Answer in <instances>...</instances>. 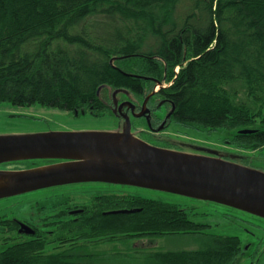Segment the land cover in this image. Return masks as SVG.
Returning <instances> with one entry per match:
<instances>
[{"label":"trees","instance_id":"16d2710c","mask_svg":"<svg viewBox=\"0 0 264 264\" xmlns=\"http://www.w3.org/2000/svg\"><path fill=\"white\" fill-rule=\"evenodd\" d=\"M157 83L166 87L149 99L164 100L170 124L225 131L221 141L243 154L241 164L264 171V0H0V102L114 117L113 95L140 103ZM106 199L105 209L139 212L95 214L82 237L116 243L195 229L179 205ZM219 242L200 254H156L149 264H228L237 238ZM9 256L2 264H41L24 248Z\"/></svg>","mask_w":264,"mask_h":264},{"label":"water","instance_id":"95a60500","mask_svg":"<svg viewBox=\"0 0 264 264\" xmlns=\"http://www.w3.org/2000/svg\"><path fill=\"white\" fill-rule=\"evenodd\" d=\"M161 88L157 83L139 116L147 112H143L147 99ZM122 117L124 123L117 131L0 137V164L63 161L25 171H0V179H7L0 187V197L69 183L98 182L209 202L264 220V171L242 165L238 155L203 148H195L203 154L186 153L150 145L135 138L129 118ZM136 212L139 209L109 214Z\"/></svg>","mask_w":264,"mask_h":264},{"label":"flooded vegetation","instance_id":"af4514ba","mask_svg":"<svg viewBox=\"0 0 264 264\" xmlns=\"http://www.w3.org/2000/svg\"><path fill=\"white\" fill-rule=\"evenodd\" d=\"M164 86L162 85L161 89ZM146 97L147 95L139 103L136 99L130 100L128 95L125 94L122 96L118 94L113 95V107L115 109L113 119L116 121L118 127H120L124 123L122 116L126 115L130 121L131 132H135L140 140L161 148H175L167 140V129L171 123L168 114L171 110L167 109L164 115L161 114V107L163 104L165 105L164 100L159 97L158 101L161 100V102H156L152 105L149 97L143 111L147 112L143 116H139ZM122 104L123 107L119 110V106ZM62 162L60 160L13 161L0 164V171H25ZM95 186L108 187L111 184L98 182L69 183L0 197V204L6 203L4 207L0 208V264L3 263L5 258L10 262L14 261L15 259L9 255L16 248H24L27 254H34L41 264L54 258L57 259L58 264H113V259L119 256H121V260L125 264H149V261L152 260L150 258L153 257L155 259L156 254H200L201 252L214 249V246L216 244L219 245L221 243L219 241L225 240L226 237L237 238L236 236L215 234L214 231L210 232L214 230L212 225L216 230L218 229V224L213 223L211 225L205 221H200L205 213L199 212L197 207L193 206H180V208L187 211L190 221L195 226V229L187 231L181 236L204 237L205 242L201 245L194 243L187 246L170 245L169 240L177 237L166 239L142 238L116 243H113L111 237H82L87 236V232L84 230L89 226V223L86 220L98 219L96 215L107 217L114 215L109 214L110 212L118 211L113 210L112 207L105 209V206L101 204L102 198L107 201L106 198L109 196L121 197L130 195L100 190L97 193L88 195L89 200L87 202H80L81 196L84 197V194H87L86 192ZM64 194L67 195L65 201L48 205V197L62 196ZM32 195H42L47 198L42 204L35 203L30 206L31 203H25V201L27 197ZM196 202L210 204L209 202ZM27 204L29 205L28 208L23 207ZM18 207H20L18 213L14 212V209L16 210ZM220 207L226 210V213H238L239 215L253 219L264 232L263 219L228 207ZM222 216L227 215L224 214ZM237 218L239 223H244V217L237 216ZM234 219L236 220V217ZM244 232L250 236L249 230L244 229ZM237 241V245L235 246L236 252L228 264H243L244 262H247V264H264V241L258 239L255 243L251 241L241 243L238 238ZM33 245L36 247V249H33L34 251L32 250ZM123 257H126V259Z\"/></svg>","mask_w":264,"mask_h":264},{"label":"rangeland","instance_id":"374dc122","mask_svg":"<svg viewBox=\"0 0 264 264\" xmlns=\"http://www.w3.org/2000/svg\"><path fill=\"white\" fill-rule=\"evenodd\" d=\"M187 2H181L177 8V16L182 17L185 15V7ZM162 84H160L161 86ZM165 87V86H164ZM241 96V95H240ZM167 112L166 105H162L161 114L164 115ZM121 127V125H120ZM118 125L113 117L109 115L97 116L85 111H76L73 113L60 111L57 109H51L42 107L38 104L28 107H16L9 103L0 102V137L12 136V135H38L48 133H65V132H85V131H117ZM135 138H138L135 132H132ZM225 131H217L215 133H199L185 129L183 126L173 123L167 129V140L172 144L177 151H183L186 153H198L203 154L202 151L195 148H203L212 151L219 152L224 155H238L243 156L240 152H235L230 148H227L222 143V138L225 136ZM139 139V138H138ZM166 142V141H163ZM158 145V144H155ZM226 148V149H225ZM245 154H248L247 152ZM257 153L253 152L248 156H257ZM225 159V157H224ZM227 159V158H226ZM241 163V162H240ZM87 188L90 191L81 196L80 202H87L89 200L88 195L99 192L100 190H108L112 193L118 194H136L146 198L157 199L170 204H176L181 207H197L199 212L205 213L204 217L200 221L218 224V229L212 225L215 234L223 236H236L241 243L251 241L255 243L258 239L264 241V232L260 226L253 220L239 215L238 213H226L222 207L216 204H204L197 203L195 200L186 199L176 195H170L160 192H154L149 190H142L138 188L116 186L111 185L108 187H91ZM86 189V190H87ZM46 196L32 195L26 198L25 203L42 204L46 199ZM49 204L63 202L67 198V195L48 197ZM6 203H1L0 208L4 207ZM28 204L23 206L28 208ZM20 207L14 212L18 213ZM226 214L227 216H222ZM237 216L244 217V223H239ZM236 217V220L234 219ZM230 218V219H229ZM244 229L249 230L250 236L245 234ZM197 238V239H196ZM204 237H187L180 236L175 239L169 240V244L173 246L188 245L191 243L201 245L205 242ZM113 264H125L120 256L113 259ZM243 264H247L244 262Z\"/></svg>","mask_w":264,"mask_h":264},{"label":"bare ground","instance_id":"6f19581e","mask_svg":"<svg viewBox=\"0 0 264 264\" xmlns=\"http://www.w3.org/2000/svg\"><path fill=\"white\" fill-rule=\"evenodd\" d=\"M45 170H47V169H45ZM39 171H44V169H41V170H39ZM5 183H7V179H0V187H1L2 185H4Z\"/></svg>","mask_w":264,"mask_h":264}]
</instances>
